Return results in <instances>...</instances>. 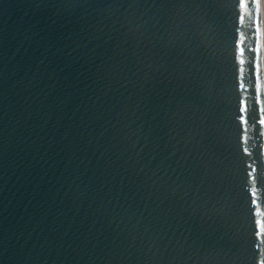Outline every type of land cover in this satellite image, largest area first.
<instances>
[{
	"label": "water",
	"instance_id": "water-1",
	"mask_svg": "<svg viewBox=\"0 0 264 264\" xmlns=\"http://www.w3.org/2000/svg\"><path fill=\"white\" fill-rule=\"evenodd\" d=\"M0 264H264L262 0H0Z\"/></svg>",
	"mask_w": 264,
	"mask_h": 264
},
{
	"label": "bare ground",
	"instance_id": "bare-ground-1",
	"mask_svg": "<svg viewBox=\"0 0 264 264\" xmlns=\"http://www.w3.org/2000/svg\"><path fill=\"white\" fill-rule=\"evenodd\" d=\"M262 73L264 80V0H262Z\"/></svg>",
	"mask_w": 264,
	"mask_h": 264
}]
</instances>
